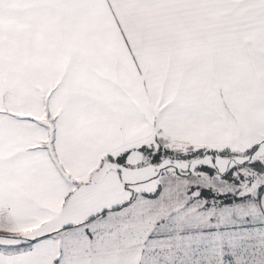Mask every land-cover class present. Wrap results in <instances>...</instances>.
<instances>
[{"label":"snow or ice","instance_id":"snow-or-ice-1","mask_svg":"<svg viewBox=\"0 0 264 264\" xmlns=\"http://www.w3.org/2000/svg\"><path fill=\"white\" fill-rule=\"evenodd\" d=\"M0 264H264V0H0Z\"/></svg>","mask_w":264,"mask_h":264}]
</instances>
